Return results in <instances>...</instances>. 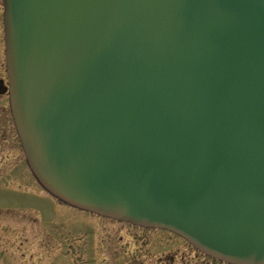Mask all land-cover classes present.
<instances>
[{
  "label": "water",
  "instance_id": "1",
  "mask_svg": "<svg viewBox=\"0 0 264 264\" xmlns=\"http://www.w3.org/2000/svg\"><path fill=\"white\" fill-rule=\"evenodd\" d=\"M9 109L78 209L264 264V0H2Z\"/></svg>",
  "mask_w": 264,
  "mask_h": 264
},
{
  "label": "rangeland",
  "instance_id": "2",
  "mask_svg": "<svg viewBox=\"0 0 264 264\" xmlns=\"http://www.w3.org/2000/svg\"><path fill=\"white\" fill-rule=\"evenodd\" d=\"M0 0V80L8 85ZM0 264H230L178 235L67 205L32 175L0 93Z\"/></svg>",
  "mask_w": 264,
  "mask_h": 264
}]
</instances>
